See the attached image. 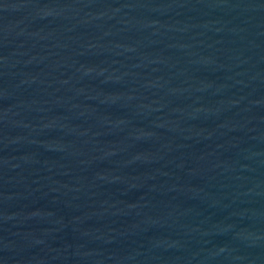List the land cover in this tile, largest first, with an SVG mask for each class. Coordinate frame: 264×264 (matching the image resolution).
<instances>
[{"label": "water", "instance_id": "1", "mask_svg": "<svg viewBox=\"0 0 264 264\" xmlns=\"http://www.w3.org/2000/svg\"><path fill=\"white\" fill-rule=\"evenodd\" d=\"M0 264H264V0H0Z\"/></svg>", "mask_w": 264, "mask_h": 264}]
</instances>
